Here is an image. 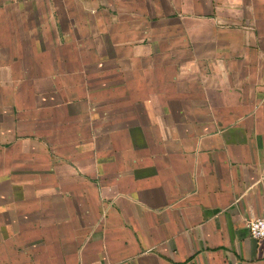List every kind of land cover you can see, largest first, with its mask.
<instances>
[{
	"label": "crops",
	"instance_id": "crops-1",
	"mask_svg": "<svg viewBox=\"0 0 264 264\" xmlns=\"http://www.w3.org/2000/svg\"><path fill=\"white\" fill-rule=\"evenodd\" d=\"M0 23L38 40L0 50V264H264V0H0Z\"/></svg>",
	"mask_w": 264,
	"mask_h": 264
},
{
	"label": "rangeland",
	"instance_id": "rangeland-1",
	"mask_svg": "<svg viewBox=\"0 0 264 264\" xmlns=\"http://www.w3.org/2000/svg\"><path fill=\"white\" fill-rule=\"evenodd\" d=\"M31 24H33V22H29L24 25L30 26ZM16 26H22V24L18 23ZM8 27L11 28V24L0 23V50H30L34 48L36 42H38V40L26 39L24 37L14 40L4 38ZM40 48H42V46H40Z\"/></svg>",
	"mask_w": 264,
	"mask_h": 264
},
{
	"label": "built area",
	"instance_id": "built-area-1",
	"mask_svg": "<svg viewBox=\"0 0 264 264\" xmlns=\"http://www.w3.org/2000/svg\"><path fill=\"white\" fill-rule=\"evenodd\" d=\"M246 223L252 236L264 237V215L249 218Z\"/></svg>",
	"mask_w": 264,
	"mask_h": 264
}]
</instances>
